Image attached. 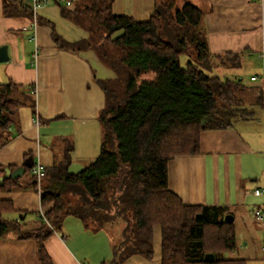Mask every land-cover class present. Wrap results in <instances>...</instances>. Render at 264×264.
Returning a JSON list of instances; mask_svg holds the SVG:
<instances>
[{"label":"trees","instance_id":"16d2710c","mask_svg":"<svg viewBox=\"0 0 264 264\" xmlns=\"http://www.w3.org/2000/svg\"><path fill=\"white\" fill-rule=\"evenodd\" d=\"M117 0H79L61 7L65 19L89 33L75 44L54 31V40L73 53L93 51L115 78L101 81L106 106L100 156L78 173L71 171L73 147L45 169L41 202L49 208L39 224L10 222L14 203L0 200V239L10 234L33 239L41 264H54L46 241L68 217L93 232H115L113 258L104 264H125L134 256L155 259V228L162 229L161 264H253L243 257L244 243L236 222H226L223 208L186 206L169 187V163L179 156L198 155L201 135L230 129L242 116L240 107L250 89L242 77L222 71L241 68V54L211 53L205 13L191 3L158 0L147 22L116 16ZM4 15L34 20L24 0H3ZM38 24L50 22L38 17ZM54 29V26H52ZM184 59V61H183ZM258 104L264 105V88ZM37 113L36 91L13 81L0 84V151L13 139L19 111ZM26 156V174L34 170ZM13 171L20 167H9ZM0 166V178L6 174ZM31 190L39 192L36 177ZM20 179H6L0 192L22 190ZM25 215V214H24ZM214 255L208 262L207 256Z\"/></svg>","mask_w":264,"mask_h":264},{"label":"crops","instance_id":"0c3cea01","mask_svg":"<svg viewBox=\"0 0 264 264\" xmlns=\"http://www.w3.org/2000/svg\"><path fill=\"white\" fill-rule=\"evenodd\" d=\"M157 1L117 0L113 12L147 22ZM179 1H194L191 4L205 13L212 54L242 55L241 68L229 71V75L243 78L249 71L252 74L248 82L244 81L250 89L234 127L202 133L198 155L170 161V190L186 206L223 208L236 223L247 224L251 213L252 224H259L264 231V221L257 217L258 211L264 212V196L255 195V191L264 190V105L257 103L259 92L254 89L264 88V0ZM62 6L66 7L51 3L41 8L38 17L50 25L38 24L34 31L30 19L6 17L0 0V48L7 46L10 56L8 62L0 64V84L13 81L33 86L37 101L36 114L29 107L20 109L11 129L14 137L0 151L1 167H24L26 156L31 155L34 167H42L44 174L64 155L68 145L74 150L72 163L79 162L83 169L101 154L103 131L99 117L106 106L101 81L116 76L93 51L77 54L56 44L54 31L70 44L89 38L86 30L63 17ZM33 177L39 192L28 187ZM43 179L39 181L33 170L20 179L22 190L0 192V200L12 201L16 210L5 215L8 221L39 224L49 209L41 202ZM241 240L245 241L243 237ZM45 244L54 264H104L113 258L109 233L88 230L74 217H68L63 228L54 231ZM243 245L244 252L251 243ZM259 260L264 264V258ZM0 264H41L37 242L18 239L15 234L0 239ZM125 264L161 262L156 253L154 261L134 256Z\"/></svg>","mask_w":264,"mask_h":264},{"label":"rangeland","instance_id":"374dc122","mask_svg":"<svg viewBox=\"0 0 264 264\" xmlns=\"http://www.w3.org/2000/svg\"><path fill=\"white\" fill-rule=\"evenodd\" d=\"M188 3H195V2L189 1ZM179 4L181 5V4H183V2L182 3L179 2ZM183 61H184V59H183ZM251 74L252 73L249 71V73L247 75H245V77H243V80L245 82H248ZM219 75H222V77L230 76L229 71H222L221 74H219ZM73 159H74V156H73ZM83 167L84 166L82 164H80L79 162H76L74 160L72 163V166H71V171L73 173H78V172L83 170ZM247 220L249 221V222H247V224H243L241 221H238V223H236L238 230H239L240 240H241V237H243V239L245 241H242V240L241 241L244 244L246 243V241L251 243L250 247H247V251H244L243 257L253 259L254 264H261L262 261H260L259 259L264 258V250H263L264 242L262 241L264 231H263L261 226L258 227L259 224H252L254 222V218L252 217L251 213L248 214ZM246 225H248V228L246 227ZM115 232L109 233L110 239L112 241V245H114L118 242L117 234L113 235ZM253 237H254V239H252ZM161 248H162V229L159 226H157L155 228L154 249H155V252L157 253L158 259L160 258ZM155 258H156V255H155Z\"/></svg>","mask_w":264,"mask_h":264},{"label":"built area","instance_id":"2783aa9c","mask_svg":"<svg viewBox=\"0 0 264 264\" xmlns=\"http://www.w3.org/2000/svg\"><path fill=\"white\" fill-rule=\"evenodd\" d=\"M24 1L27 4H29L33 10L34 20L32 21V23L30 25V29L36 31L38 29V15H37V13L41 8L46 7L51 3H56L58 5H64L66 7H72L75 4V2L78 0H24ZM35 58L37 59L38 55H36ZM262 59L264 61V54L262 56ZM252 80L256 81L257 78H253ZM34 175H36L38 177L39 181H41V179L44 176L42 167H40V166L34 167ZM255 195L256 196H264V190L255 191ZM257 217L259 220L264 221V212L258 211Z\"/></svg>","mask_w":264,"mask_h":264},{"label":"water","instance_id":"95a60500","mask_svg":"<svg viewBox=\"0 0 264 264\" xmlns=\"http://www.w3.org/2000/svg\"><path fill=\"white\" fill-rule=\"evenodd\" d=\"M10 60V56H9V50H8V47L7 46H4L2 48H0V64L1 63H6ZM26 174V168L25 167H21L15 171H13L12 169L8 168L6 169V174L5 176L1 177L0 178V184L3 185L5 180L6 179H14V180H17V179H21L24 177V175ZM235 219L233 216L231 215H228L226 217V222H229V223H232L234 222ZM215 259V256L214 255H209L207 256L206 260L208 262L210 261H214Z\"/></svg>","mask_w":264,"mask_h":264}]
</instances>
